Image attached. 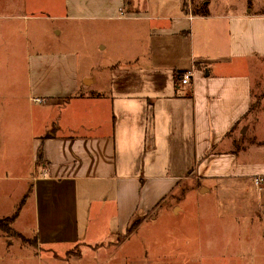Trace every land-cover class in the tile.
Returning a JSON list of instances; mask_svg holds the SVG:
<instances>
[{"label": "crops", "instance_id": "1", "mask_svg": "<svg viewBox=\"0 0 264 264\" xmlns=\"http://www.w3.org/2000/svg\"><path fill=\"white\" fill-rule=\"evenodd\" d=\"M186 1L0 2L11 10L0 18L23 21L27 31L31 23L45 29L53 22L58 37L63 30L73 36L84 24L94 31L97 53H109L103 64H92L91 47L84 71L74 49L27 55L34 101L56 110L66 105L68 115L59 117L62 123L41 120L34 138L39 170L16 222L33 199L39 246L85 239L94 206L111 207L110 234H123L189 175L236 182L264 176V144L255 143L264 142V98L254 102L255 91L264 89V0L223 14H214L215 0H196L194 8V0L189 7ZM187 71L192 80L181 85L178 77ZM247 128L254 142L235 152L231 135ZM259 194L264 202V184Z\"/></svg>", "mask_w": 264, "mask_h": 264}, {"label": "rangeland", "instance_id": "2", "mask_svg": "<svg viewBox=\"0 0 264 264\" xmlns=\"http://www.w3.org/2000/svg\"><path fill=\"white\" fill-rule=\"evenodd\" d=\"M215 1L214 14L247 9L250 5V0H232L236 5L224 8L219 5L220 0ZM193 5L197 7L196 0ZM4 10L0 7V15L11 12ZM44 28L31 23L27 31L23 21L0 18V264H264V202L259 194L263 185L256 186L254 178L236 182L231 178L211 180L189 175L146 217L136 215L123 234H110L111 207L100 212L99 206H94L85 223L86 238L75 245L39 246L33 199L28 201L20 219L8 224L7 219L16 212L39 170L34 138L41 120L50 124L62 123L61 116L68 120L66 105L56 110L34 101L27 55L74 49L80 52L79 70L84 71L85 54L91 47L93 53L89 55L95 56L92 64H103L109 54L97 53L94 31L88 32L84 24L76 25L73 36V32L69 35L62 29L64 35L58 37L53 22ZM57 40L66 42L62 46ZM255 92L254 102L258 105L264 98V89ZM258 111L255 108L250 119L257 117ZM251 123L255 125L253 120ZM48 129L55 131L57 127ZM236 131L230 142L232 150L240 152L254 139L249 128L243 135ZM242 198L249 204L235 206L229 202Z\"/></svg>", "mask_w": 264, "mask_h": 264}, {"label": "trees", "instance_id": "3", "mask_svg": "<svg viewBox=\"0 0 264 264\" xmlns=\"http://www.w3.org/2000/svg\"><path fill=\"white\" fill-rule=\"evenodd\" d=\"M37 160H38V163L40 162H43V149L40 148L39 152H38V157H37ZM30 192H27L21 199L18 207H17V210L16 212L14 213V215L12 217H10L9 219H7L10 223L8 224H14L16 222V220L18 219L19 215H20V212L23 208V206L25 205V203L27 202L29 196H30Z\"/></svg>", "mask_w": 264, "mask_h": 264}, {"label": "built area", "instance_id": "4", "mask_svg": "<svg viewBox=\"0 0 264 264\" xmlns=\"http://www.w3.org/2000/svg\"><path fill=\"white\" fill-rule=\"evenodd\" d=\"M121 16H124V14L121 13ZM192 76H193L192 71H187V72L183 73L182 75H180V77H178V80H179L181 85H189L191 80H192ZM254 183L256 186L263 185L264 184V176L255 177Z\"/></svg>", "mask_w": 264, "mask_h": 264}]
</instances>
